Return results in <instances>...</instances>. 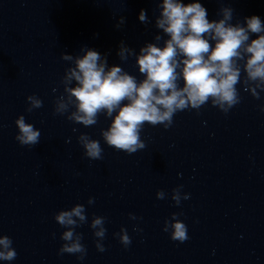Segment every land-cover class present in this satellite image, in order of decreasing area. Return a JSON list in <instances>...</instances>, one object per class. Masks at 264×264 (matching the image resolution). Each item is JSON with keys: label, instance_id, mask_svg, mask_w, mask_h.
I'll return each instance as SVG.
<instances>
[{"label": "clouds", "instance_id": "clouds-1", "mask_svg": "<svg viewBox=\"0 0 264 264\" xmlns=\"http://www.w3.org/2000/svg\"><path fill=\"white\" fill-rule=\"evenodd\" d=\"M158 8L160 13L155 27L168 37L163 46L147 43L137 54L121 42L117 53L122 62L135 56L138 71L144 77L142 80L138 81L120 66H109L107 56L91 48L82 47L83 55L62 53L61 56L71 66L65 69L61 79L63 93L55 100L54 115L67 113L69 121L84 127L96 125L101 114L111 118L110 126L101 130V136L108 146L129 155L146 147L141 139L145 123L163 125L168 129L177 112L189 109L199 112L209 101L227 114L241 102L237 84L255 99H260V92H264V22L260 17H245L243 23L237 21L233 24L234 10L222 6L218 13L222 18L210 22L201 3L185 5L181 0H162ZM139 20L148 23L143 9ZM123 23L121 17L116 27ZM251 34H256L257 38L250 39ZM154 39L159 42L162 36L158 34ZM181 79L182 87L179 85ZM27 101L28 112L43 107V101L36 95L28 96ZM260 110L264 111V106ZM15 124L18 128L15 139L20 145L32 147L39 143L40 130L26 123L23 115ZM78 142L85 157L103 159L104 150L98 140L81 133ZM182 188L180 185L172 189L171 199L176 206L190 198L189 194L182 193ZM166 195L164 190L156 193L158 200L165 199ZM93 203L94 198L90 197L88 204ZM180 215L182 213H172L171 218L165 220L163 231L169 232L173 241L184 243L189 239L188 228L178 219ZM129 217L137 219L131 213ZM54 219L65 229L60 236L64 243L59 254L77 255L83 260L87 249L81 242L83 235L76 232V228L87 223L85 206L76 204L60 210ZM105 221L103 216H94L90 224L99 252L106 250L102 243L107 232ZM133 230L140 231L138 228ZM114 236L125 249L132 243L126 228L122 227ZM12 245L9 236L0 235V260L16 259L17 252Z\"/></svg>", "mask_w": 264, "mask_h": 264}]
</instances>
